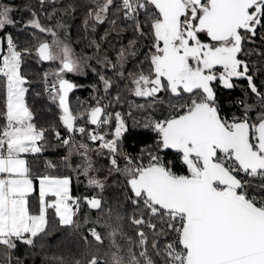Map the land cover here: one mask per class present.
Wrapping results in <instances>:
<instances>
[{"label":"snow or ice","instance_id":"snow-or-ice-1","mask_svg":"<svg viewBox=\"0 0 264 264\" xmlns=\"http://www.w3.org/2000/svg\"><path fill=\"white\" fill-rule=\"evenodd\" d=\"M46 3L55 0H39L41 8ZM91 3L86 28L108 22L105 39L113 31L133 33L116 49L114 61L77 54L36 11L24 28L35 30L34 38H47L21 47L6 31L18 23L15 9L0 0V264H23L15 250L34 248L53 223L85 232L86 245H102L107 238L111 264H157L153 257L160 264H264V83H257L264 74V0ZM27 57L56 65L42 72L43 92L36 93L58 110L66 134L53 127L55 145L29 104ZM93 59L144 103L129 102L127 113L115 110L120 94L111 96L114 81L92 67ZM129 61L135 64L126 71ZM89 70L98 83L70 78L87 77ZM85 87L93 103L74 107L72 94ZM237 90L238 97L223 98ZM132 108L152 111L140 124ZM126 117L152 139L135 155L123 146ZM49 146L65 149L66 174L52 161L43 171L33 169L31 159ZM92 153L107 160L109 176H117L123 211L119 205L105 211L106 179L93 175ZM73 174L96 194L74 195ZM81 204L107 219H81ZM125 219L134 236L124 232ZM86 264L106 262L92 255Z\"/></svg>","mask_w":264,"mask_h":264},{"label":"trees","instance_id":"trees-1","mask_svg":"<svg viewBox=\"0 0 264 264\" xmlns=\"http://www.w3.org/2000/svg\"><path fill=\"white\" fill-rule=\"evenodd\" d=\"M2 2L7 3L14 7L15 11L12 13L13 17L18 21L14 27H8L7 32L12 33L14 39L21 47L31 46L37 42V38H47L43 34L37 33V37H33V32L35 30L31 28H24V24L31 18V12L36 11L38 13L39 19L43 25L46 27L53 28L60 35L61 39H65L70 42L71 46L75 52L79 55L84 56H107L111 60L116 58V49L120 47L121 44H127L128 40L132 37L133 33L131 31L122 32L120 36L116 33L110 32L105 39V32L112 28L108 22L103 25H96L95 30L91 26L85 27V20L88 19L87 13L89 8L93 7L91 0H55V3H46L43 8L39 4V0H2ZM119 24V21L117 22ZM92 21L89 20V25ZM59 25V26H58ZM95 42V43H93ZM141 42V46H142ZM99 44V52L95 47ZM255 62L257 60L256 56L252 57ZM92 67L97 68V70L104 72L105 75L111 77L114 81V86L110 90L111 96H115L117 93L120 94L121 104L116 105L115 110L127 113L129 109V102L144 103L143 100L131 95L126 81L119 80L111 71H104V69L96 63L95 59L90 61ZM264 63V62H262ZM135 61H129L126 71H130L134 66ZM56 65L48 64H38L31 57L26 58L24 64L25 74L28 75L29 79L33 81L32 91L28 97L30 107L34 113L35 122L38 126L49 129L48 136L55 145L57 142L54 139V135L51 132L53 127L57 128L62 134H66L65 130L60 126L58 119V110L55 105L51 104L45 95L37 96V92H43L41 86V75L44 71H49L54 69ZM72 79H77L78 82L85 85H91L98 83V77L89 70L87 77H71ZM257 83H264V74H261L257 78ZM102 88V85H101ZM103 95V92L100 93ZM93 93L90 88H83L75 91L72 94L73 106L75 107L78 103L82 104L84 107H88L93 103L91 96ZM240 95L239 90L232 93L231 95L225 94L223 97L225 100H230L238 97ZM77 97L79 100L77 101ZM157 108L163 107L157 105ZM131 111L136 117L140 124L143 123V117L151 112V109L138 110L132 108ZM159 115V113H156ZM226 114L231 115L232 112L227 111ZM129 130L125 134L124 139V149L131 152L133 155L139 148L146 144L152 142L151 135H145L144 130L140 126H134L133 120L127 118ZM77 140L81 137L77 136ZM65 155V149L55 148L49 146L47 151H45L40 157L32 158L31 163L34 170L43 171L44 166L47 161H52L59 165L57 171L66 174L69 170L65 169L61 160ZM92 157L97 169L93 175L98 176L100 179H106V187L102 193L105 201V211L108 207L116 208L118 205L121 206V211H123V196L121 195L120 188L117 186L115 181L117 176L113 174L108 175V163L103 157L97 156L92 153ZM171 158V156L169 157ZM75 160H79V157H74ZM122 179V178H120ZM73 194L76 196H81L84 194L91 193L93 195L96 192L88 188L84 177L77 179L73 174ZM113 187V188H112ZM86 212L87 215L91 217L92 221L101 219V224L107 219V216L96 210H91L81 204L80 213ZM131 215V209L128 212ZM54 220V218H53ZM98 230L102 235L106 233L104 227H98ZM123 230L127 235L134 236L133 226L130 225L127 219L123 221ZM82 235H86L85 232L76 233L72 229L62 228L58 224L53 223L50 226V230L46 236L42 238H37V242L34 248H29L25 245H19L15 250L14 257H18L23 264H76V261H80L81 264H86L87 259H90L92 255L98 256L106 264H111V251L109 247V241L106 238L104 244H97L94 240L91 244L86 245L81 239ZM91 239V238H89ZM157 264H160L158 257H153Z\"/></svg>","mask_w":264,"mask_h":264},{"label":"rangeland","instance_id":"rangeland-1","mask_svg":"<svg viewBox=\"0 0 264 264\" xmlns=\"http://www.w3.org/2000/svg\"><path fill=\"white\" fill-rule=\"evenodd\" d=\"M113 188V187H112ZM86 216H88V217H90L89 215H86ZM83 218V217H82ZM91 218V217H90ZM117 241H118V243L122 246V248L124 249V251H126V249H127V243H126V241H125V239H123V238H121V237H117Z\"/></svg>","mask_w":264,"mask_h":264},{"label":"crops","instance_id":"crops-1","mask_svg":"<svg viewBox=\"0 0 264 264\" xmlns=\"http://www.w3.org/2000/svg\"><path fill=\"white\" fill-rule=\"evenodd\" d=\"M92 210V209H91ZM87 213L86 212H83V213H80V218L82 219V217L86 216Z\"/></svg>","mask_w":264,"mask_h":264}]
</instances>
